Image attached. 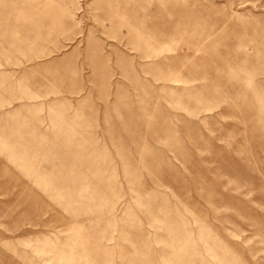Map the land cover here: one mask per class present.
Masks as SVG:
<instances>
[{"label": "rangeland", "instance_id": "rangeland-1", "mask_svg": "<svg viewBox=\"0 0 264 264\" xmlns=\"http://www.w3.org/2000/svg\"><path fill=\"white\" fill-rule=\"evenodd\" d=\"M0 264H264V0H0Z\"/></svg>", "mask_w": 264, "mask_h": 264}]
</instances>
